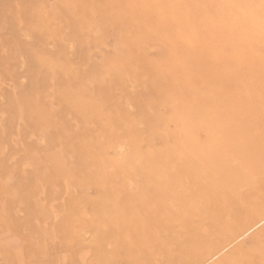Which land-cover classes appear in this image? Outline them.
<instances>
[{
    "label": "rangeland",
    "instance_id": "rangeland-1",
    "mask_svg": "<svg viewBox=\"0 0 264 264\" xmlns=\"http://www.w3.org/2000/svg\"><path fill=\"white\" fill-rule=\"evenodd\" d=\"M138 1L0 0V264H189L201 252L192 247L191 238L197 244L222 238L214 233L212 214L189 208L182 220L156 219L148 232L150 243L144 244L129 214L134 208L141 213L155 208L150 198L155 184L143 173L149 155L161 158L165 175L184 180L171 189L177 203L180 193L189 199L188 194L207 192L201 178L206 179L209 169L190 156L192 146L183 148L179 140L195 127V156L204 154L206 146L220 144L229 147L230 167H241L242 160L245 166L253 163L248 144L264 140V70L250 58L237 62L225 43L228 31L213 29V34L205 28L208 20L219 17L220 0L214 3L218 8L214 0H204L205 8L202 0H165L167 5L164 0ZM208 4L217 16L208 14ZM171 9L184 18L177 15L173 23L167 18ZM178 25L185 26L179 29L190 33L196 44L177 35ZM194 27L203 37L197 31L194 36ZM80 101L91 103L94 112L83 113ZM26 102L31 107L19 114ZM172 114L177 115L171 119ZM234 147L239 159L233 157ZM53 153L64 162L67 177L51 179ZM129 154L131 163L126 164ZM261 169L251 171H257L255 182L250 180L248 187L244 183L242 190L226 189L211 174L214 193L226 198L214 214L229 231L264 201ZM103 175L109 182L102 181ZM101 187H110L117 200L131 195L124 210L130 218L119 223L121 230L95 214L90 201L100 199ZM172 204L170 216L177 213ZM263 228L232 248H251ZM112 237L129 248L116 253Z\"/></svg>",
    "mask_w": 264,
    "mask_h": 264
},
{
    "label": "bare ground",
    "instance_id": "bare-ground-1",
    "mask_svg": "<svg viewBox=\"0 0 264 264\" xmlns=\"http://www.w3.org/2000/svg\"><path fill=\"white\" fill-rule=\"evenodd\" d=\"M148 1L149 0H147V2ZM192 1H194V0H192ZM199 1L200 0H198V2ZM202 1L204 2V4L207 3V1L206 2L204 0H202ZM143 3H144V1L141 2V5H144ZM151 3H153V1ZM165 3H166V5L168 4L166 1L164 2V4ZM182 3H183V1H182ZM195 3H192V4L195 5V8H198V4H195ZM214 3H215V0H214V2L212 4H214ZM137 4H139V3H137ZM212 4L211 5L208 4L209 6H211V9L210 8L208 9V10H210L209 11L210 13H208V14H211L213 12V16L215 14L217 16L218 14L216 12L214 14L213 10H215V8L214 9L212 8ZM216 4H218V6L220 8L218 10L216 9L217 12L220 11L219 12V17L218 18L214 17V19L211 18L210 20H208V22L204 24L205 28L207 30H209V31H211L213 29H215V31H217V30L220 31L221 30L224 33H225V31H228V38H224L226 40L225 43L227 45H230L231 50H233V52H234V54L232 56L235 57L237 62L243 63V62H246L248 60V58H250V60H251V61L249 60L250 62H252V61H254L256 63L258 62V64L260 62L261 63V67L263 69L262 68L260 69V67L258 65H256V67L257 68L259 67L258 70L260 69V71H263L264 70V51H263L264 50V8H262V4H264V0H220V1H216ZM155 5H157V4H155ZM180 5H182V4L180 3ZM200 5L202 6L203 4H200ZM160 6L163 7V5H161V4L159 5V7ZM204 6H207V4L203 5V7ZM214 6L217 7L215 4H214ZM159 7L157 6L158 9H159ZM203 7H201V8L203 9ZM199 8H200V6H199ZM145 9L146 8L144 7L143 11H145ZM147 9H149V8H147ZM180 9L183 10V8H180ZM162 10H160V11H162ZM175 10L176 9H171V11H169V13H168L169 15H167L168 16L167 18L169 20L170 19L173 20V23L176 22L175 20H177V18H178L177 17L178 14L176 13ZM187 10H189V9H187ZM184 12H185V9H184ZM190 12L189 11L187 12V14L188 13L190 14V15L188 14V17L191 16ZM201 12H202V10H201ZM163 13H164V11H163ZM198 14H197V16H202L203 17V15H201V14L198 15ZM181 15H182V12H181ZM181 15H178V16H181ZM227 15L230 18V20H228L226 22L225 16L227 17ZM185 16H186V14H185ZM181 17L184 18L183 15ZM181 17H179V18H181ZM202 17H201V19H199V21H202ZM204 17H205V15H204ZM183 18H181V19H183ZM198 18H197V20H198ZM189 19H190V22L193 24V22L191 21V17ZM189 19H188V21H189ZM193 19L195 20L194 23L196 25V23H198V21L196 22L195 14L193 16ZM178 22H179V19H178ZM178 22H177V24H178ZM190 22L188 23L189 24L188 26L191 25ZM173 23H171V24H173ZM180 23H181V21H180ZM200 25L201 26L203 25L202 22L200 23ZM200 25H198V26H200ZM181 26L182 25H178L177 30L179 29V27L180 28L183 27V26L182 27ZM173 27H175V26L173 25ZM190 27L192 28V25ZM195 27H194L195 32L193 31L194 32L193 33L194 36H196V31H197V29H195ZM223 27L225 29H223ZM186 28H187V26H186ZM200 29H202V27H200ZM175 30H176V28H175ZM183 30L185 31V29H183ZM176 31L173 30V34ZM184 31H182V29H181L178 32L177 35L179 37H181L182 39H185V41H187L189 43L193 42L192 44H196V42H195L196 40L194 39V37L190 33H188L187 31H186L187 33L184 32ZM188 31L191 32V30H189V29H188ZM203 31H205V30H203ZM215 31L213 30L211 32L213 33ZM198 32H201V31H197V36H202V33L200 35V34H198ZM157 34H159L158 31H157ZM209 34L213 37L214 33L211 34L209 32ZM154 35H156V34H154ZM206 35H208V33ZM174 36H176V34ZM211 36L210 37L208 36L209 39L211 38ZM218 36L219 35H217V37ZM224 36H226V35H224ZM168 37H169V34H167V35L165 34L164 35V33H163V38L167 39ZM217 37H215V38H217ZM220 37L217 38V39H220ZM159 38H161V37H159ZM197 40H198V42H201V40L200 41H199V39H197ZM220 40H222V39H220ZM220 40H218V41L221 42ZM166 42H170V41L166 40ZM222 43H224V42H222ZM204 45H208V44H204ZM210 47H211V45H210ZM219 50H221V49H218V51ZM200 52H201V50H200ZM206 52H208V51L206 50ZM203 55H205V53ZM42 59H44V58H42ZM230 59H232V61H233V57L230 58ZM44 63H45V61L43 62V64ZM52 66H50V67H52ZM29 103L30 102H26L24 106H19V108H20V109H18V111L20 110L19 114L24 112L26 110V107H29V106L31 107V103L30 104ZM80 103H81L80 104V110L83 113L86 112L87 114L88 113L92 114L94 112V106L91 103L85 102V101L84 102L80 101ZM33 105H34V102H33ZM35 109H36V107H35ZM37 110H39V109L37 108L36 111ZM192 112H193V110L190 109L189 113H192ZM201 113H203V112H201ZM175 115H177V114H172L170 116L171 119ZM168 121L169 120L167 119V122ZM168 130L170 131V129H168ZM195 130H196V127H195L194 130L189 131V133L187 134V136L185 138H182V139L180 138L179 140H180V144L184 145L183 148H186L188 146H192V148H190V150H189L190 156L194 157L197 160L198 163H199V161L201 163H203L204 164L203 167H205V165H206L207 168L209 169L210 172H207V174H206V179H208V181L206 179H204V178H201L202 181L206 182V184L203 183L201 185L204 187V189L207 190V192L204 193V194L195 193V194H193V196H190L188 194V196L186 198H189V199H185V197H182L181 196L182 194L180 193L181 195L179 194V196H177V200H178V203H177L175 198H173V194L171 192V189L174 188V187H177V186L179 187V183L181 181L183 182L184 180L181 177H177V174L176 175L171 174V176H169L168 174L165 175V173H167L166 169H165V165L162 163L161 158L158 155H149V156H146L145 158L143 157L145 159V169L143 171V173L145 175V179L148 181V183L150 181H152L155 184L154 189L151 191V197H150L151 201L155 202V208H154L153 212H151V213H150V211H147V212L144 211L145 213H141V211H138V209L134 208V213L132 212V213L129 214L130 217H131V215H133V217L135 218V220H134L135 223H138V226L141 229L140 230L138 228L141 231V233L139 231V234H142V237L144 236V238H145L143 243L144 244H149L150 243L148 237H149V233H151L150 231H151L152 227L154 225H156V223L158 222V220H156V219H158V218H160V220L163 219L166 223H169V220L172 219V218H175V220L176 219H179V220L181 219L182 220L183 212L185 210L189 209V208H192V209L198 210L199 213L212 214L214 216V228H215V232L214 233L223 234V236L218 241H212V239H208V240H205L203 242H199L198 244L195 243V240L193 238H191V244H193V243L195 244V246L192 245V247L200 249L201 252H200V255L197 258H195L189 264H259V261H260V264H263L264 263V228L262 229L261 234L255 238V240L253 242V246L251 248H250L251 245L249 246V249H245L242 246H240L239 248H232V246L235 243H237V241L242 240L243 238L249 236L250 234H252V232H254L255 230H257L258 228H260V227H262L264 225V201L262 203H260L257 207L254 208V211L252 212L251 216H249L246 220H243L240 224L237 223L238 226L236 225L234 229L229 231L228 230V228H229L228 224L224 225L223 222H221V220H219L217 215L214 214V211L216 210V208L218 206V203L220 202L221 199L224 198V196H223L222 193L221 194L214 193L216 191V186L214 184H211L210 179H211V174H217L218 179H219L220 183L222 184V186H224L228 190H230V189L232 190L233 188L239 187V186L242 187V188L239 187V189L242 190L245 187H248L249 184L251 185V181L255 179V176L257 175V171H259V169H261L260 167H262L264 165V157H263V153H262L263 152L262 149L264 147V140H257L255 142H253V144H251V145L248 144V146L249 147L251 146L252 150H253V153L251 152L252 153V157H253L252 158L253 159V163L250 160L249 163L251 162L252 164H250L248 166H245L244 165L245 160H242L243 164L241 165V167L236 168V166H233V165H231V167H230L227 164V162H226V160H227L226 159L227 158L226 157V153H227V150L229 149V147H227L225 145H220L219 144V146H216L215 148H211V145L209 147L206 146V148L202 149V152L205 151L204 154L199 152L202 155L200 154V155L195 156L197 152H196L195 147H193L192 142H191L192 133H194ZM169 131L167 132L169 135L175 133V132H171V131L169 132ZM128 136L130 137V133L128 134ZM131 137H132V135H131ZM243 140L246 141L247 139L244 137ZM177 141L178 140H176V142ZM238 146H240V145H238ZM129 147H130V145H129ZM196 147H197V145H196ZM197 148H199V147H197ZM237 149H238V147H234V149H233V151H236L235 153H233L234 159H239L240 158ZM231 150L232 149L230 148V151ZM186 152H185V154H186ZM122 157H124V156H122ZM139 157H140V155H139ZM50 161L52 163L51 174H50L52 180L57 179L58 177L62 176L64 173H66V168H65L64 162L58 157V155L53 153L51 158H50ZM142 161H143V159H142ZM125 163L126 164H130L131 163L130 162V154H129V156L127 155V157H125ZM138 163H139V166H140V162H138ZM170 164H172V163H170ZM259 164H261V165H259ZM254 165H256V166L254 167ZM257 165H258V167H257ZM129 167H130V165H129ZM129 167H128V169L130 170L131 168H129ZM256 169H257V171L256 172L253 171V173L255 172L253 174L251 171L252 170H256ZM262 170H263V167H262L261 171ZM177 172H178V170H177ZM249 172L252 173L253 176L255 175L254 178L251 179V174L248 175ZM68 174H69V172H68ZM64 175H66L65 177H67V174H64ZM115 175H117V174H114V176ZM262 175H264V174H262ZM122 176H125V174L124 175L122 174ZM103 177H104V175H103ZM103 177H102V181L105 179V177L104 178ZM246 177L249 178V181H247ZM109 179H110V177H106L105 180L107 182H109ZM111 180H112V178H111ZM244 180H246V181H244ZM111 182H113V180ZM246 182H248V183H246ZM254 182H255V180H254ZM241 183H243V184L240 185ZM244 183H245V185H247V184L248 185L245 186ZM110 184H112V183H110ZM243 185L245 186L244 188H243ZM111 187H112V185H111ZM137 187H139V186H137ZM101 188L102 189L100 190V199L99 200L90 201L92 207L94 206L96 208V213L95 214H97L99 219H101V220H102V218L103 219L107 218V219L112 220L111 222L115 223L116 228L121 230V228H120L121 226H120L119 223L121 221H123V222L127 221V219L129 221V218H130V217H128L129 216L128 214H126V216H125L124 210H125V208H129L130 207V196L131 195L130 194L127 195L122 200H117V196L115 195V193L112 190H110L111 189L110 187H109L110 189L107 188V187L106 188L105 187H101ZM134 189H137V188H134ZM235 190H236V188H235ZM143 193H146V192H143ZM213 193H214V196H213ZM225 199L226 198H224V201H225ZM146 201L147 200H145L144 202H146ZM133 202L135 203L134 200H133ZM170 203L174 204V205L173 204L172 205L175 206L174 208L177 211V213L174 214L173 216H170V214H169L170 213L169 212ZM131 207H132V201H131ZM131 209H133V208H131ZM180 212H182V213L180 214ZM153 213L155 214V216L152 215ZM131 223H133V221ZM134 225L135 224L133 223V227L135 228ZM153 234H155V233H153ZM101 237H102V234H99L97 238L99 239ZM103 237H104V235H103ZM103 237H102V239L100 241L103 240ZM140 237H141V235H140ZM151 237H153V236H151ZM190 237L191 236L188 237V241H189ZM112 241H114L115 244H116L115 245V248H116L115 252L116 253L117 252L121 253V251H124V250L129 248L128 244H122L119 241L117 242L115 238H113ZM130 243H131V241H130ZM135 250H137V249H135Z\"/></svg>",
    "mask_w": 264,
    "mask_h": 264
},
{
    "label": "snow or ice",
    "instance_id": "snow-or-ice-1",
    "mask_svg": "<svg viewBox=\"0 0 264 264\" xmlns=\"http://www.w3.org/2000/svg\"><path fill=\"white\" fill-rule=\"evenodd\" d=\"M262 8H264V4H262Z\"/></svg>",
    "mask_w": 264,
    "mask_h": 264
}]
</instances>
